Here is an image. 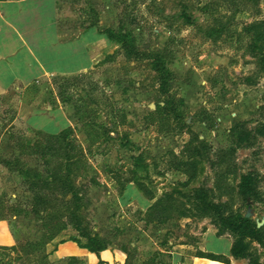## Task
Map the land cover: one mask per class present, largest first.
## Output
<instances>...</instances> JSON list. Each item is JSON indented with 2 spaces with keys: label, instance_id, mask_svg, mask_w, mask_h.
<instances>
[{
  "label": "rangeland",
  "instance_id": "374dc122",
  "mask_svg": "<svg viewBox=\"0 0 264 264\" xmlns=\"http://www.w3.org/2000/svg\"><path fill=\"white\" fill-rule=\"evenodd\" d=\"M56 1L62 30L72 35L96 25L112 37L126 35L138 54L127 56L119 43L109 41L91 70L48 77L35 87L40 102L62 106L68 119L63 129L72 131L66 141L82 152L85 176L76 184L84 187L90 201L85 211L89 226L109 246L128 253L123 260L117 253L112 264H174L173 254L181 258L177 264H225L199 253L222 255L227 264H248L230 255L232 237L228 232L219 235L218 214L245 216L250 211L253 222L264 220V138L236 150L221 190L207 161L192 179L172 165L174 157L187 159L184 148L194 136L215 160L232 145L233 123L245 122L253 129L262 124L264 0ZM156 51L163 52V68L154 66ZM8 96L0 95V161L39 171L54 167L55 159L49 158L52 163L45 166L24 148L45 143L47 134L63 129L58 132L46 117L33 118L38 129L15 120L16 100ZM169 102L180 121L161 109ZM248 173L257 177L258 196L244 202L238 187ZM23 179L0 164V221L7 222L15 237V244L0 246V264H57L46 254L54 245H41L53 225L33 212ZM166 193L182 206L164 224L146 223L148 207ZM181 209L187 216L178 215ZM201 209L207 215L200 216ZM77 237L69 226L54 239ZM254 246L264 263V252Z\"/></svg>",
  "mask_w": 264,
  "mask_h": 264
},
{
  "label": "trees",
  "instance_id": "16d2710c",
  "mask_svg": "<svg viewBox=\"0 0 264 264\" xmlns=\"http://www.w3.org/2000/svg\"><path fill=\"white\" fill-rule=\"evenodd\" d=\"M261 26L262 24L260 23ZM89 27H96V25ZM97 31L108 41L119 43L120 48L125 51L127 56H138L137 50L126 42V35L118 34L112 37L107 32H101L98 28ZM161 54L163 55L162 51H156L151 58L154 66H162L163 68V63L160 61ZM165 72L169 75L168 71ZM166 74L163 73V76H167ZM166 108L171 114H174V118L177 121L182 119V116L170 107V102L165 103L161 109ZM71 132L69 128H66L57 134H47L45 143H36L24 148L25 154L36 156L45 163V166L50 165L52 163L51 160L55 159L57 163L52 168L46 167L45 171H39L37 168L22 169L18 168L16 161V163H13L9 160L0 161V164H3L8 170L17 171L24 178L23 184L32 195L33 212L36 214L42 213L41 217L43 218V215H45L44 219L53 225V232L45 236L43 243L32 244V247H39L40 244L45 246L58 233L70 226L78 236V239L72 238L70 240L99 258V253L106 249L109 242L93 232L85 215L90 201L84 187L76 184L78 178L85 176L83 175L82 152L78 150L74 143L66 141L67 136ZM229 137L232 145L226 150H220L215 160L209 159V155L205 152L207 145L199 140L197 136L192 137L184 148V151L189 153L187 159L181 160L174 157L172 167L187 174L192 179L196 176L199 166L204 161H207L210 168L216 172L217 182H219L217 188L219 190L223 189L222 179L229 172L230 163L233 161L236 150L253 146L259 137L264 138V120L259 127L254 129L248 128L245 122H235L230 127ZM194 142L196 143L194 144ZM11 166L15 168L12 169ZM256 179L257 177L253 173H248L241 177L238 194L242 201L245 202L257 198ZM93 183L96 184L94 181ZM138 190L147 199H153L152 196L147 195V192H144L141 185H138ZM178 206H182V203L172 193H166L148 207L145 221L146 223L164 224L169 220L171 214L176 212L175 210H177ZM206 213L205 210L200 211V216L207 215ZM178 215L185 217L187 213L181 209ZM218 218L220 222L219 235L228 232L232 237L230 255L236 259H247L248 264H264L260 260L257 248L254 246L257 245L264 252V226L258 228L255 222L238 212H230L227 216H224L219 211ZM79 238L84 239V243H81ZM0 249L3 248L0 247ZM122 251L128 257L127 251L125 249ZM197 256L211 261L228 263V259L222 255L199 253ZM69 260L79 262L76 258H70ZM99 263H102V261L99 260ZM143 264H150V262Z\"/></svg>",
  "mask_w": 264,
  "mask_h": 264
},
{
  "label": "crops",
  "instance_id": "0c3cea01",
  "mask_svg": "<svg viewBox=\"0 0 264 264\" xmlns=\"http://www.w3.org/2000/svg\"><path fill=\"white\" fill-rule=\"evenodd\" d=\"M57 11L56 0H0V95L13 96L15 120L25 121L34 129H38L33 122L35 117H46L57 130L68 123L62 106L39 101L36 85L48 77L73 76L91 70L98 62L100 50L109 46L96 27L75 30L72 35L62 30ZM13 244L15 237L9 225L0 221V246ZM51 244L54 247L46 254L49 262L57 264H68L66 260L70 258L82 264H112L117 253L119 260L124 258V252L113 245L101 251L98 258L71 240L52 239L45 247ZM180 259L173 254L174 264Z\"/></svg>",
  "mask_w": 264,
  "mask_h": 264
},
{
  "label": "water",
  "instance_id": "95a60500",
  "mask_svg": "<svg viewBox=\"0 0 264 264\" xmlns=\"http://www.w3.org/2000/svg\"><path fill=\"white\" fill-rule=\"evenodd\" d=\"M249 216H250V211H247V213L245 214V217L249 218ZM263 222H264V220H262L261 222H257L256 223L257 227L260 228L262 226Z\"/></svg>",
  "mask_w": 264,
  "mask_h": 264
}]
</instances>
